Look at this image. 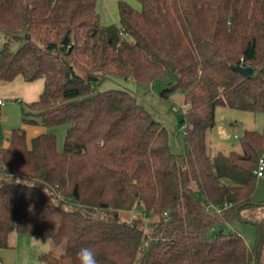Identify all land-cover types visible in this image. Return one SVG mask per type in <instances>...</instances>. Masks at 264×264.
<instances>
[{
	"label": "trees",
	"instance_id": "obj_1",
	"mask_svg": "<svg viewBox=\"0 0 264 264\" xmlns=\"http://www.w3.org/2000/svg\"><path fill=\"white\" fill-rule=\"evenodd\" d=\"M98 1L0 0V28L23 41L0 49V84L43 78L23 122L49 129L30 144L13 127L0 147V249L18 232L65 242L43 264H263L264 215L254 248L207 231L255 205L264 128L245 130L242 152L212 155L206 135L218 106L264 112V0H119L111 24ZM131 80L184 93L186 152L171 150Z\"/></svg>",
	"mask_w": 264,
	"mask_h": 264
},
{
	"label": "rangeland",
	"instance_id": "obj_2",
	"mask_svg": "<svg viewBox=\"0 0 264 264\" xmlns=\"http://www.w3.org/2000/svg\"><path fill=\"white\" fill-rule=\"evenodd\" d=\"M118 1H113L116 3L117 10ZM125 1L135 8L141 7L138 0ZM99 4L101 5V2ZM18 33L24 34L25 28H21ZM5 41H9V45L13 50H17L23 43L19 38L6 34V31L0 28V49ZM129 86L137 94L138 100L151 112L153 118L166 127L171 150L174 153L186 152L187 141L184 136L183 128L185 125L182 123V119L188 104L184 102V93L180 89H176L169 98L161 97L160 92L166 87L165 81L146 86L131 80ZM5 99L7 103L4 106V117L0 116V139L7 140V136H9V132L13 127L23 126L26 128L28 140L31 144V137L38 134H32L31 130L36 129V127H43V125L28 124L27 126L22 120V103H17L6 97ZM263 128L264 112L218 106L216 108V123L207 131L206 135L208 150L212 155L220 151L223 153L242 152L241 137L245 130L262 131ZM50 129L56 134L57 145L59 149H62L65 143L67 125H56ZM251 202L255 205L242 209V217L236 216L230 221L211 226L207 231L208 237L213 238L221 230L226 232L237 231L244 236L247 244L254 248L259 234L256 222L264 215V204L261 205V202H264V175L258 178L257 188L252 195ZM151 220L150 217L145 218L148 226L152 223ZM10 243V248L0 249V260L4 264H43L39 257L42 253L53 251L56 254H61L65 249V242L55 246L49 237L31 233L13 232L10 235ZM249 264L255 263L251 261Z\"/></svg>",
	"mask_w": 264,
	"mask_h": 264
},
{
	"label": "crops",
	"instance_id": "obj_3",
	"mask_svg": "<svg viewBox=\"0 0 264 264\" xmlns=\"http://www.w3.org/2000/svg\"><path fill=\"white\" fill-rule=\"evenodd\" d=\"M115 0H100L97 4V9L100 13L101 21L103 24H111L118 22V10ZM101 2V5L99 4ZM100 6V7H99ZM130 81L128 82L129 86ZM45 85V80L43 78H38L33 81H27L22 76H17L13 81L0 84V99L3 100V103L0 104V116L4 117V106H6V98H10L15 102L22 103L21 111L23 114V108L27 104L37 100L41 95ZM3 110V111H2ZM6 111V110H5ZM23 120V119H22ZM26 124V123H25ZM28 126V124H26ZM26 129V128H25ZM31 130V129H30ZM49 130L47 127H36V129L31 130L32 134L41 133ZM51 130V129H50ZM10 133V132H9ZM34 136V135H32ZM33 137H31L32 139ZM8 145V136L7 140L3 141L0 139V147ZM2 261V260H0ZM3 262V261H2ZM4 264V262H3Z\"/></svg>",
	"mask_w": 264,
	"mask_h": 264
},
{
	"label": "water",
	"instance_id": "obj_4",
	"mask_svg": "<svg viewBox=\"0 0 264 264\" xmlns=\"http://www.w3.org/2000/svg\"><path fill=\"white\" fill-rule=\"evenodd\" d=\"M67 41H68V34L66 35V37H65L63 42L66 43ZM234 68L236 70L240 71L241 73H243L244 75L248 76V77L252 76L253 72H254V69L252 67L244 66L242 64H238V65L234 66ZM143 208H144V205L139 203V202L135 206V209L138 210V211L142 210ZM221 231H223V230H221ZM255 264H258L257 257H256V260H255Z\"/></svg>",
	"mask_w": 264,
	"mask_h": 264
},
{
	"label": "built area",
	"instance_id": "obj_5",
	"mask_svg": "<svg viewBox=\"0 0 264 264\" xmlns=\"http://www.w3.org/2000/svg\"><path fill=\"white\" fill-rule=\"evenodd\" d=\"M2 103H3V100L0 99V104H2ZM183 131H184V134H185V126L183 128ZM254 173H255V175L258 178H260V177H262L264 175V153L260 156L258 165L255 168ZM222 210H223V208H221V207L216 208V211L219 212V213H221ZM0 264H3V262L0 261Z\"/></svg>",
	"mask_w": 264,
	"mask_h": 264
}]
</instances>
